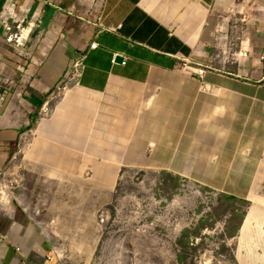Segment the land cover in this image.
I'll return each mask as SVG.
<instances>
[{"label":"crops","instance_id":"1","mask_svg":"<svg viewBox=\"0 0 264 264\" xmlns=\"http://www.w3.org/2000/svg\"><path fill=\"white\" fill-rule=\"evenodd\" d=\"M87 1L96 13L79 84L28 140L32 186L15 180L0 197V264H94L113 191L124 173L143 171L253 203L234 257L264 264V203L253 199L264 160V63L202 76L205 66H192L220 55L228 32L247 55H264V0ZM69 38L47 59L50 85L75 59L80 42Z\"/></svg>","mask_w":264,"mask_h":264},{"label":"rangeland","instance_id":"2","mask_svg":"<svg viewBox=\"0 0 264 264\" xmlns=\"http://www.w3.org/2000/svg\"><path fill=\"white\" fill-rule=\"evenodd\" d=\"M88 7L87 0H0L2 198L7 196L8 183L15 180L24 179L32 186L28 174L38 171L26 161L28 140L65 92L66 73L72 66L50 85L46 62L73 34V40L80 42L74 55L84 54L93 29L88 26L96 13V6L90 12ZM228 34L219 45L220 55H203L192 66L229 72L249 66L263 69L264 55H247L246 44ZM113 193L112 206L101 219L94 264H237L235 234L253 203L168 173L147 171L124 173ZM253 197L264 203V160ZM251 219L252 214L243 231Z\"/></svg>","mask_w":264,"mask_h":264},{"label":"built area","instance_id":"3","mask_svg":"<svg viewBox=\"0 0 264 264\" xmlns=\"http://www.w3.org/2000/svg\"><path fill=\"white\" fill-rule=\"evenodd\" d=\"M83 69H84L83 56L82 55H76L70 70L68 71V73H66V81H67L66 89L72 85H78L79 84V79L82 75ZM204 70H206V68H202L199 71L198 75L202 76L204 74ZM101 221H103V220H101ZM22 264H24V263H22Z\"/></svg>","mask_w":264,"mask_h":264},{"label":"water","instance_id":"4","mask_svg":"<svg viewBox=\"0 0 264 264\" xmlns=\"http://www.w3.org/2000/svg\"><path fill=\"white\" fill-rule=\"evenodd\" d=\"M116 61H117V62H121V61H122V58L117 57Z\"/></svg>","mask_w":264,"mask_h":264}]
</instances>
